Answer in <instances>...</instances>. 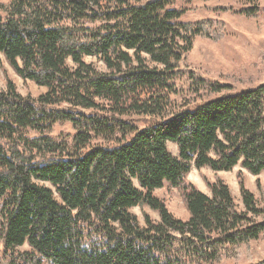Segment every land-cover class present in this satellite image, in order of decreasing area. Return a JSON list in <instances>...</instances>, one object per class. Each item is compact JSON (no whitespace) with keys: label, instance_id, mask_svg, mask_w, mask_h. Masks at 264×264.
Masks as SVG:
<instances>
[{"label":"trees","instance_id":"obj_1","mask_svg":"<svg viewBox=\"0 0 264 264\" xmlns=\"http://www.w3.org/2000/svg\"><path fill=\"white\" fill-rule=\"evenodd\" d=\"M181 1L195 0L0 3V54L46 89L24 96L10 78L0 89V264H219L264 236L242 170V210L222 178L206 180L210 194L188 179L193 168L264 172V83L236 91L183 68L194 41L221 39L227 24L184 21ZM240 1L213 11L264 13ZM62 123L71 138L50 135ZM165 185L187 220L155 194ZM145 205L159 220L145 213L142 226L131 209Z\"/></svg>","mask_w":264,"mask_h":264},{"label":"rangeland","instance_id":"obj_2","mask_svg":"<svg viewBox=\"0 0 264 264\" xmlns=\"http://www.w3.org/2000/svg\"><path fill=\"white\" fill-rule=\"evenodd\" d=\"M3 2L6 0H0V3ZM260 4L264 8V0H260ZM221 5H232L235 9H240L244 4L240 0H195L189 3L177 2L175 5L176 8L187 9V13L182 18L184 21L211 18L223 20L227 24L226 33L217 41L197 38L194 41L192 51L188 54L187 61L183 63V68L197 70L212 81L230 83L233 90L236 91L263 84L264 13H261L258 18L251 19L230 12L217 14L213 11L214 7ZM85 60L88 63H93L99 70H106L104 63L98 57H86ZM69 65H73V63L69 61ZM7 78L13 80L17 90L24 96L38 97L46 90L31 81L20 78L7 63L4 56L0 54V89L5 88ZM133 119L142 127L144 126L143 117L136 116ZM74 134L75 130L70 123H62L56 124L50 135L57 139H68ZM168 146L170 151L176 155V145L169 143ZM239 170L244 173L246 187L255 194L259 205L264 207V193L257 186V179H260L264 190V172L260 175H253L239 166L231 171H214L208 167L193 168L188 179L201 191L210 194L206 180L214 182L217 177L222 178L230 187L238 209L242 210L244 207L237 181ZM155 194L166 202L175 217L183 220L189 218L177 189L165 185L162 189L155 191ZM131 211L137 215L142 226L145 225V213L149 214L153 220H159L157 211L152 210L147 205L134 207ZM262 261H264V236L241 248L237 258H227L219 264H257Z\"/></svg>","mask_w":264,"mask_h":264}]
</instances>
